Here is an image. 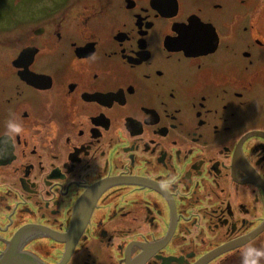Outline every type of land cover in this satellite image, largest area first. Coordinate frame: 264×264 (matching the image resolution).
<instances>
[{"label":"flooded vegetation","instance_id":"flooded-vegetation-1","mask_svg":"<svg viewBox=\"0 0 264 264\" xmlns=\"http://www.w3.org/2000/svg\"><path fill=\"white\" fill-rule=\"evenodd\" d=\"M42 8L0 35V264L264 252V0Z\"/></svg>","mask_w":264,"mask_h":264},{"label":"rangeland","instance_id":"rangeland-1","mask_svg":"<svg viewBox=\"0 0 264 264\" xmlns=\"http://www.w3.org/2000/svg\"><path fill=\"white\" fill-rule=\"evenodd\" d=\"M83 0H0V35H18V28H24L38 12H45L43 5H71ZM34 17V18H33Z\"/></svg>","mask_w":264,"mask_h":264},{"label":"clouds","instance_id":"clouds-1","mask_svg":"<svg viewBox=\"0 0 264 264\" xmlns=\"http://www.w3.org/2000/svg\"><path fill=\"white\" fill-rule=\"evenodd\" d=\"M9 127L14 131H19V127L17 125L10 124ZM261 256H264V252L250 247L244 254V264H258V260L256 258Z\"/></svg>","mask_w":264,"mask_h":264}]
</instances>
